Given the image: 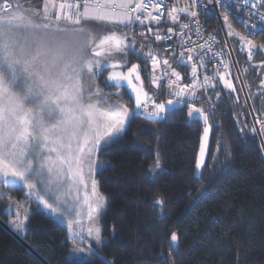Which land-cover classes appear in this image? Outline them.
<instances>
[{"label":"snow or ice","instance_id":"obj_1","mask_svg":"<svg viewBox=\"0 0 264 264\" xmlns=\"http://www.w3.org/2000/svg\"><path fill=\"white\" fill-rule=\"evenodd\" d=\"M217 3L225 9L229 7L223 0H217ZM198 4L199 0H185L182 5L180 0L171 5L166 0H43L39 7L29 5L22 9L19 4L13 5L12 0H0V175L4 177V183L22 182L44 207L72 217L67 224L73 232L87 231L88 236L99 244V228L93 225L103 204L99 196L90 202L85 169L90 176L94 163L92 154L102 144L117 142L131 120L136 118V113L159 121L170 109L175 110V105L187 107L189 119L203 121L196 159V169H202L213 125L205 109L196 106L206 98L203 93L198 96L197 92L201 88L206 92L216 85L206 74L200 81L199 70L205 66L200 56L210 52L211 45L218 41L209 37L207 47L197 45L190 38L184 39V30L189 29L190 24H180L178 35L182 43L196 45L186 49V59L184 51L171 53L180 57L174 63L191 69V83H183L185 78L167 58H162L151 48L145 52L143 45L138 49L135 36L129 37L118 30V26L134 28L149 22L159 24L165 12L173 23H178L180 14H185L198 26L195 10ZM256 6L255 3L252 5L253 8ZM259 6L264 7V0H259ZM252 14L250 11L249 15ZM260 19L264 20V15ZM224 23L229 36L239 37L241 50L246 51L249 61L253 59V49L264 50V44L257 46L247 36L234 32L227 16ZM147 31L152 32L151 27ZM194 31L199 36L198 27ZM168 32L173 33L174 29L169 28ZM140 35L144 36L145 32ZM153 35L156 41L172 39L171 35ZM129 55H135L145 65L150 61L151 84L162 89L160 81L166 80L168 95L174 99L157 102V95L150 94L144 87L140 64L128 65ZM194 55L196 62H193ZM220 67L228 69L229 65L221 61ZM259 67L264 68V63ZM107 70L110 71L104 77L105 85H126L134 101L133 110L109 100L99 89L96 78L103 77ZM225 75L216 69L215 77L225 88L235 92V86L225 79ZM260 85L264 87V79ZM215 95L219 99V94ZM257 123L261 125L260 132H264V120L257 119ZM251 131L255 133L257 129L253 127ZM68 185L77 191L81 187L86 190L83 199L89 209L87 229L77 210L80 197H74L71 208L63 199L71 191ZM96 192V181L92 180L91 194ZM55 202H58L57 206H54ZM153 203L154 206L163 205V201ZM61 207L64 212L60 211ZM28 219V215L23 219L18 216L12 223L20 230ZM80 239L83 241L84 236ZM177 239L176 234L171 235L173 242ZM81 260L82 264H89L87 255Z\"/></svg>","mask_w":264,"mask_h":264},{"label":"trees","instance_id":"obj_2","mask_svg":"<svg viewBox=\"0 0 264 264\" xmlns=\"http://www.w3.org/2000/svg\"><path fill=\"white\" fill-rule=\"evenodd\" d=\"M210 24L222 36L217 21L211 18ZM254 40L257 46L264 44V34ZM156 47L154 51L164 56ZM232 48L246 96L229 59L228 69L220 72L226 73L235 92L225 88L210 68L204 69L216 86L197 92L206 98L196 106L205 109L213 125L200 174L195 169L203 121L189 119L182 105L159 121L136 113L117 142L96 152L101 166L95 178L106 199L100 232L106 241L92 249L89 264H264V151L257 132L251 131L255 123L246 100L255 117L264 118L260 85L264 68L259 67L264 50L254 49L249 61L235 39ZM135 59L147 85L148 64ZM177 69L183 82L188 81L189 69L181 65ZM104 74L98 77L102 88L120 93V100L133 110L128 90L106 86ZM162 85L166 88L164 81ZM167 93V88L158 89L157 101L165 102ZM14 198L26 205L19 206L18 214L9 206L0 207V220L13 233L48 264H82L70 253L65 224L48 215L37 199L35 207L26 203L23 192ZM154 201L163 205L154 206ZM25 215L29 219L22 229L8 224L10 218ZM172 234L177 241L171 240ZM23 242L0 224V264H45Z\"/></svg>","mask_w":264,"mask_h":264},{"label":"rangeland","instance_id":"obj_3","mask_svg":"<svg viewBox=\"0 0 264 264\" xmlns=\"http://www.w3.org/2000/svg\"><path fill=\"white\" fill-rule=\"evenodd\" d=\"M12 3H13V5L19 4L21 6V8L23 9V8H26L29 5L33 6V8L39 7V6L42 5L43 1H41V2H33V1H29V0L28 1L27 0H12ZM228 22L232 24V30L234 32L241 33L238 30L236 24H234L235 22L233 23V22H231V20H228ZM224 26H225L226 36L229 39V44H230V48H231V52H230V50H229V48H228V46L226 44L225 35H224L223 31L220 29L221 30V33H222V36H220V38L222 40V48L225 50V53H226V61L228 63V59H229V61H231V63L235 67V70H236V73L238 75V79H239L240 85L242 87L243 93L246 96L245 87L243 85V81H242L241 76L239 74L240 72H239V69L237 67V62L235 60V56H234L233 48H232V42H233L234 39L239 42V45L241 47H242V44H241V42L239 40V37H237V36H229L228 35L229 29H228V27H227L226 24H224ZM139 28H138L137 25L134 28H126L124 26H118L119 31L124 32V33H127V35L129 37L135 36L136 47L138 49L141 48V46L143 45L145 52L149 48H151L153 50V52H156L154 50H156V48H157L156 46H158V45H156L155 43H153L151 41V39L148 38V36H145V35L144 36H141L140 33L142 32V30H140ZM250 40L254 41V43L256 44V40H254V39H250ZM130 58L135 59V58H138V57H136L135 55H129L128 58H127V63H128L129 66L131 64H140V62L137 61L136 59L134 60V62L130 63L132 61V60L130 61ZM108 71H110V70L105 71V74H104L105 77H107ZM140 73H141V66H140ZM189 73H191V69L190 68H189ZM141 77L143 79V83H144L145 89L148 90L147 89V87H148L149 88L148 91L150 92V94H155V92L158 89H156V86L155 85H152L151 84L150 77L148 78L147 85H146V81L144 80V78L142 76V73H141ZM161 82L163 83V80H161L160 83ZM96 83L99 85V89L101 90V92L103 94H106V96H107V98L109 100H111V101H118L120 104L125 105L124 102H122L120 100V95H121L120 93H118V92H112V91H107V90L103 89L102 86H101V84H100V81H99L98 77L96 78ZM162 83H161V85H162ZM123 87H125L127 89L126 85L123 86ZM166 88L168 89V86L167 85H166ZM166 88H164V86L162 85V89H160V90H163V89H166ZM199 91H200V89L198 90V92ZM128 92L130 93V96L132 97L131 92L129 90H128ZM117 94H120V95H117ZM167 99H174V97H171L170 96V97L166 98L165 101ZM179 105L180 104H177V105H175V107L176 106H179ZM257 119L264 120V118H256L255 125L257 124V126L259 127V131H260L261 125L257 123ZM260 134H261V137H262V141H261L260 136H259V134L257 132V135H258V137L260 139V142H261V145H262V143L264 142V132H260ZM109 144H111V143H109ZM109 144H102L101 146L109 145ZM263 151H264V149H263ZM92 155H93V160H94V163H93V171H92V174L89 176L88 173H87V168H86L85 169V179H86V181L88 183V189H87V191L89 192V200H90V202H94L96 200V197L99 196L101 198V202L103 204V207L101 208V210L99 212V216L96 217L95 222H94V225H93L94 227H98L99 228V236H100L101 243L97 244L92 237H89L88 236L87 231H85L82 234L79 233V232H73V230L70 229L68 227V224H67V220L68 219H71L72 217L68 216L67 213H65L64 215H60V214H57V213H53L52 211H50L49 209H47L46 207H44L40 201H38V204H40V207L42 209H44L48 215H50L51 217H53V219L56 222L63 223V224H65L67 226V234H68L69 243H70V253H71L72 256H74L76 258H79V259H81V257L82 256H85V255H87V257H88L89 254H90V252L92 251V249H98L102 245V243H104L106 241V239L101 235V232H100V220H101L102 214L106 210V199H105V196L100 192V190L98 188V185H97L96 178H95V173H96L97 169L101 165L98 163V161L96 159V152H94ZM195 170H196V173L197 174H200V172H201L202 169H200V170L195 169ZM9 179H11V178H9ZM92 180H95L96 181V185H97V192H96L95 195H92L91 194V181ZM68 187L71 189V191L65 197H63V199H66L68 201L67 207L71 208L72 207L73 200H74V197H76L77 195L80 197V202H79V205L77 206V210L81 213L80 219L82 220V222H83V224L85 226V229H87V227L89 226V220H88V211H89V209H88L87 205L84 203V199H83L84 198V193H85L86 190L81 187L77 191V189L74 188L72 185H68ZM19 192H23V194L26 195V199H28L26 201L27 204L28 203L29 204L30 203H33V204L36 203L35 200H34V199H37L35 193L34 192L30 193L29 190L26 188V186L22 182L17 181L14 184H5L4 183V177L2 175H0V207H2V206H9V211H11V213L13 212V214H18V212L21 210L20 208L17 209V205H19L23 209L26 208V205L24 204L25 202H17L15 200V198H14L15 197V194H17ZM41 194L44 195L43 192ZM5 197H10V199H7ZM45 198H48V197L45 196ZM50 202H53V201L50 200ZM36 204H35V207L38 206V205L36 206ZM57 204H58V202H55L54 203V206H57ZM93 207H95V204L94 203H93ZM60 211L61 212H64V208L61 207L60 208ZM17 219H18V217L10 218V220L8 221L9 222L8 224L9 225H12V221H15ZM81 235L84 236V240L83 241H81V239H80V236ZM90 246H91V248H90ZM75 248L82 249L83 251L82 252L75 251L74 250Z\"/></svg>","mask_w":264,"mask_h":264},{"label":"built area","instance_id":"obj_4","mask_svg":"<svg viewBox=\"0 0 264 264\" xmlns=\"http://www.w3.org/2000/svg\"><path fill=\"white\" fill-rule=\"evenodd\" d=\"M166 2L171 5L176 3V0H166ZM190 2V0H189ZM181 5L185 3V0H180ZM223 3L226 5H229L227 9L221 7L220 3H217V0H199V4L195 6V10L198 12V26L196 24H193L192 18L186 16L185 14H180V20L178 23H173L169 20L167 12H165V15L161 18L159 24H156L155 22H149L146 23L144 26H140L142 32H145V36H148L149 39L156 45H158L162 53L165 54L162 56V58H167L170 63H172L173 68H175L176 71H178L177 66L179 64L174 63V61H177L180 59L179 56H172V52H185V59L187 58L188 52L186 51L187 48L196 47V45H185L182 43L180 36L178 35V32L180 31V24L183 23H189L190 28L185 29V36L184 39H191L193 41H196L197 45H202L204 47H207V41L209 37H214L218 43H213L211 45V51L204 53L200 56V58L204 59L205 66L200 68L199 70V78L200 81H203V76L207 73L204 72V69L206 67L210 68L213 72L216 71L217 68H219V71H221L222 67H220L221 61H226V53L225 50L222 48V40L219 36V34L213 29V27L210 24L211 18L217 21V24L219 25V28L223 31L226 39V44L231 52L229 39L226 36L225 32V26H224V17L227 16L228 20L232 18L234 22L236 23V26L238 30L241 32V34L247 36L249 39H254L258 34L263 33L264 34V20L260 19L261 15H264V7H260L259 4L255 0H247V3H245V0H223ZM256 4L257 6L255 8L252 7L253 4ZM252 12V15H249V12ZM258 13V14H257ZM255 25L254 28L251 26ZM151 27L152 32H148L147 28ZM199 36L196 34V31L194 29H197ZM172 28L174 29L173 33H169L168 29ZM153 33L159 34V35H171L172 39L170 40H162V41H156ZM165 49H168V51H165ZM199 52V49H198ZM157 53V52H156ZM212 53H218L219 55L213 56ZM222 53V54H221ZM197 61V56L194 55L193 62ZM148 68L151 73V62L148 63ZM189 69V68H188ZM179 72V71H178ZM182 75V74H181ZM191 73L188 72V81L183 83H191L190 80ZM166 85L167 81L163 80ZM168 86V85H167ZM158 102V101H157ZM139 114V113H138ZM146 117V115H142Z\"/></svg>","mask_w":264,"mask_h":264},{"label":"water","instance_id":"obj_5","mask_svg":"<svg viewBox=\"0 0 264 264\" xmlns=\"http://www.w3.org/2000/svg\"><path fill=\"white\" fill-rule=\"evenodd\" d=\"M258 4H259V0H255ZM247 99V102H248V105L250 107V110H251V106H250V103H249V100L248 98ZM251 114H252V117H253V120H254V123H256V118L254 116V113L252 112L251 110ZM256 129H257V132L260 136V139L262 141V137H261V134H260V131H259V127L257 126V124L255 125ZM262 147L264 149V142L262 143ZM0 224H2L15 238L19 239L21 242H23V240L21 238H19L15 233H13L1 220H0ZM24 243V242H23ZM25 244V243H24ZM29 250L35 255L37 256L42 262H44L45 264H48L45 260H43L32 248H30L27 244H25Z\"/></svg>","mask_w":264,"mask_h":264},{"label":"crops","instance_id":"obj_6","mask_svg":"<svg viewBox=\"0 0 264 264\" xmlns=\"http://www.w3.org/2000/svg\"><path fill=\"white\" fill-rule=\"evenodd\" d=\"M53 218V217H52Z\"/></svg>","mask_w":264,"mask_h":264}]
</instances>
